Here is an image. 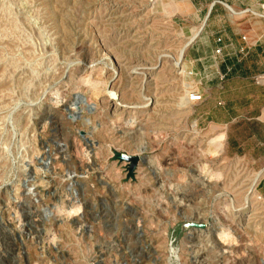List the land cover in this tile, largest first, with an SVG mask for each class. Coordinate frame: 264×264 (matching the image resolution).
Instances as JSON below:
<instances>
[{"label":"rangeland","instance_id":"1","mask_svg":"<svg viewBox=\"0 0 264 264\" xmlns=\"http://www.w3.org/2000/svg\"><path fill=\"white\" fill-rule=\"evenodd\" d=\"M187 2L0 0V264H264V162L225 154Z\"/></svg>","mask_w":264,"mask_h":264},{"label":"crops","instance_id":"2","mask_svg":"<svg viewBox=\"0 0 264 264\" xmlns=\"http://www.w3.org/2000/svg\"><path fill=\"white\" fill-rule=\"evenodd\" d=\"M186 6L191 19L202 18L199 27L204 26L190 44L188 60L213 61L214 50L222 49L216 72L224 73L225 154L264 162V0H188ZM256 192L264 200V176Z\"/></svg>","mask_w":264,"mask_h":264},{"label":"water","instance_id":"3","mask_svg":"<svg viewBox=\"0 0 264 264\" xmlns=\"http://www.w3.org/2000/svg\"><path fill=\"white\" fill-rule=\"evenodd\" d=\"M77 100L79 102H81V101L85 102V99L81 95H79L77 97ZM140 151L141 152L144 151V148H142ZM115 155L119 161L127 162V166H126V171H127L126 177L127 178L133 177L134 169H135V167L139 161H141V162L145 161V157H143V156L127 154L124 152L116 153ZM76 185H78V187H82V184H80V183H76ZM187 227H193L194 229L199 230L200 228L203 227V225L202 224H195L194 222H186L183 228H187ZM189 236H191V235H189Z\"/></svg>","mask_w":264,"mask_h":264},{"label":"built area","instance_id":"4","mask_svg":"<svg viewBox=\"0 0 264 264\" xmlns=\"http://www.w3.org/2000/svg\"><path fill=\"white\" fill-rule=\"evenodd\" d=\"M216 41L217 42H220L221 41V38L218 37L216 39ZM221 52H222V49L220 47H217L214 50V54L212 56L213 62H216V58L217 57H220ZM193 75H196V73H193ZM217 75H218L219 79H223L224 78V74H221V73L217 72ZM189 100L192 101V102H199V101L202 100V94H199L197 92H191V94L189 96Z\"/></svg>","mask_w":264,"mask_h":264},{"label":"bare ground","instance_id":"5","mask_svg":"<svg viewBox=\"0 0 264 264\" xmlns=\"http://www.w3.org/2000/svg\"><path fill=\"white\" fill-rule=\"evenodd\" d=\"M200 30H201V27L200 28H198V31L195 33V35H193L192 36V38H191V40H189V42H191V41H194V39L197 37V35L199 34V32H200ZM187 41V40H186ZM188 42V43H189ZM188 43H186L187 45H188ZM185 44V45H186ZM185 49V48H184ZM184 49L182 48V50H180V53H179V56H178V62L180 63V64H183V63H181V61H182V58H183V53H184ZM177 62V61H176ZM182 68H183V66H182ZM111 94V93H110ZM80 103V102H79ZM82 103V102H81ZM263 170V169H262ZM260 172V171H259ZM257 175H259V173L257 174ZM257 175H256V178H257ZM258 179H259V177L254 181V183L252 184V186H251V191H252V193L255 195V193H256V190H255V185H256V183H257V181H258ZM248 192H250V191H248ZM247 193V192H246ZM250 194V193H249ZM247 196V195H246Z\"/></svg>","mask_w":264,"mask_h":264}]
</instances>
